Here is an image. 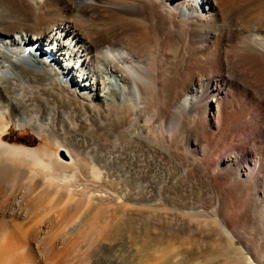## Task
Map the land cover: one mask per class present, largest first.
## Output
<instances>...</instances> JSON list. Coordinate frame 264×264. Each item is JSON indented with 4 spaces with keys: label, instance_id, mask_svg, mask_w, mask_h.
I'll return each instance as SVG.
<instances>
[{
    "label": "bare ground",
    "instance_id": "1",
    "mask_svg": "<svg viewBox=\"0 0 264 264\" xmlns=\"http://www.w3.org/2000/svg\"><path fill=\"white\" fill-rule=\"evenodd\" d=\"M151 47L160 55L144 63ZM162 100L180 108L186 131L192 127L183 146L143 117ZM7 118L45 140L36 147L5 141ZM61 133L80 142L73 163L91 147L83 143L89 136L112 138L108 155L85 154L96 177L109 170L99 161L111 165L124 149H139L132 170L157 166L160 184L181 192L177 206L196 220H206L191 200L202 194L197 207L213 204L221 220L211 222L222 232L221 221L234 223L230 211L247 216L253 205L264 215V0H0V264L95 261L88 248L78 252L82 210L95 194L56 182L58 170L70 168L51 149ZM172 248L143 262L207 264L208 254L185 263Z\"/></svg>",
    "mask_w": 264,
    "mask_h": 264
},
{
    "label": "rangeland",
    "instance_id": "2",
    "mask_svg": "<svg viewBox=\"0 0 264 264\" xmlns=\"http://www.w3.org/2000/svg\"><path fill=\"white\" fill-rule=\"evenodd\" d=\"M40 47L41 51L43 49L42 54L45 52V55L48 56L49 50H46V45H41ZM159 48L151 47L148 49L143 58H141L142 60L145 59L144 63L150 62L160 55L161 48ZM52 56L47 59V62H53ZM61 78L65 82H70L67 74H64ZM142 82L140 86L145 89L147 83L146 81ZM161 103L153 104L154 106L151 105L145 109L143 117L145 116L151 119L153 123L155 122L156 133L171 134L175 137L176 144L183 146L185 140L184 136L187 135V132L189 133L188 129L192 127L188 125L186 131V128L181 124L180 119H182L183 114H180L182 113L180 108L174 105H166L163 100ZM166 114L170 116L168 117ZM6 122L8 127L3 132V137L5 136V141L9 143H21L36 147V145L39 144L40 137L41 139L43 138V140L46 138L44 132L38 133V131L31 126L11 121L9 118H7ZM175 130L176 135L174 133ZM61 134L64 135L65 133ZM69 136L70 135L65 134L62 138L58 139H61L62 143L60 142L51 146V149L54 150L55 158L57 157L56 159H58L60 163L66 166L69 165L70 167H64V169L61 168L58 170L56 182L63 187L64 191H67L68 188H73L78 191L84 190L85 193L93 191L95 194V198L92 201L93 203L91 202L88 204V207L82 210L84 228L86 229H84L85 231L82 230L83 233L81 232L80 235L83 237L80 236L79 241H81H78V245L80 246L78 252H83L85 248H88L90 256L95 260L93 264H145L143 262L145 256L147 257L153 253L151 256L155 254L154 257H156L157 254L154 252L163 246H169V249H171L170 251H172V247L179 250L178 258H182L185 263L205 253L208 254V257L206 255L207 264H245L246 261L249 263L251 262L250 264H264L263 208L259 209L256 206L249 205L246 207L247 216H237V213L230 211L232 215H235L234 223L231 226H227L224 221H221L223 224L222 230L224 231L222 232L220 228H217V226L211 222V219L215 220V218L221 220L219 217L213 215L211 210L213 204L206 210L203 209V207H197L198 204H200V199H202V194L198 192L194 195V199L191 200H194V207H196L194 210L206 212L204 217H206L207 221L205 218H198L199 220L193 219L191 216L186 215L188 214L187 209L177 206V202L180 200L182 194L179 191L174 190V192L172 188L164 187V185L160 184L161 170L159 172L157 166L148 163L137 171L132 170L133 165L129 163L131 162L130 156L134 157L138 154L139 157L141 153L139 149H124L125 154L121 153L120 156L118 155L119 157L115 158L111 165L105 163L106 158L99 161L101 167L106 166L109 170L102 177H96L90 174L93 161L89 158L90 155L87 156L85 154H90V149H93L92 153H96L94 154L96 156L104 157L108 155L112 150V147H110L111 143L108 140L110 138L109 135L107 136L105 133H101L89 136L83 143H86L85 146L88 144L91 147L85 148L86 151L84 150L83 152L85 154L83 155L82 153L83 158L81 157V161L79 160V162L76 163H73L74 157L72 156V152H74V150H72V147L77 145L79 141L76 138H72L74 136ZM111 139L112 138H110V140ZM78 145L80 146V144ZM209 147L210 146L207 148ZM102 153H104V155ZM126 168H130L131 172H125V170H127ZM151 173L154 175L152 174V176ZM158 173H160V175ZM126 183L130 187V191L125 192L124 187ZM160 185H162V188ZM85 193L82 201H85ZM120 199L121 201L125 199L123 204L127 205L126 207H124V205L121 206L122 202ZM225 234L231 238V246L233 247L234 245L235 248L229 246L230 242L227 240ZM152 242L156 243V245ZM146 244L149 245L145 247ZM149 246L150 248H148ZM94 248H97L95 250L97 255H92V250H94ZM156 252L158 253V251ZM87 255L89 256V254ZM149 264H152V262Z\"/></svg>",
    "mask_w": 264,
    "mask_h": 264
}]
</instances>
